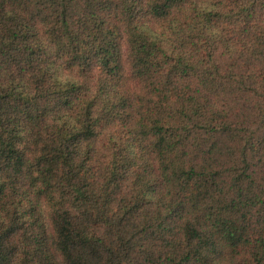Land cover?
I'll return each mask as SVG.
<instances>
[{"label":"trees","instance_id":"16d2710c","mask_svg":"<svg viewBox=\"0 0 264 264\" xmlns=\"http://www.w3.org/2000/svg\"><path fill=\"white\" fill-rule=\"evenodd\" d=\"M0 264H264V0H0Z\"/></svg>","mask_w":264,"mask_h":264},{"label":"rangeland","instance_id":"374dc122","mask_svg":"<svg viewBox=\"0 0 264 264\" xmlns=\"http://www.w3.org/2000/svg\"><path fill=\"white\" fill-rule=\"evenodd\" d=\"M135 84V82H133Z\"/></svg>","mask_w":264,"mask_h":264}]
</instances>
